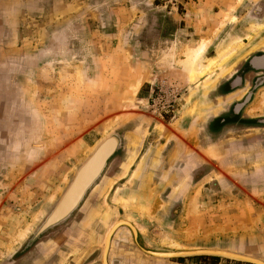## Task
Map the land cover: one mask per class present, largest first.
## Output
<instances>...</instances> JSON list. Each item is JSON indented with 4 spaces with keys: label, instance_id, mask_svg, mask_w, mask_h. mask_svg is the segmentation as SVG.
Instances as JSON below:
<instances>
[{
    "label": "rangeland",
    "instance_id": "374dc122",
    "mask_svg": "<svg viewBox=\"0 0 264 264\" xmlns=\"http://www.w3.org/2000/svg\"><path fill=\"white\" fill-rule=\"evenodd\" d=\"M5 3L0 73L17 87L0 82V93L10 99L23 92L25 119L12 135L10 176L0 181V264L8 257L9 264L36 257L81 263L88 255L80 249L74 257L70 245L87 214L97 226L92 263L101 253L103 264L105 234L118 220L134 224L151 249H223L264 262V85L247 99L255 101L253 112H243L242 99L209 121L210 92L221 101L210 89L216 71L243 45L236 30L245 28V42L264 49V0ZM238 11L242 23H233ZM201 41L196 63L215 62L192 80L182 64L187 48ZM116 130L123 142L110 178L88 192L61 230L27 245L93 147ZM130 245L125 255L134 264H211L212 257L252 264L211 255L160 258L132 237Z\"/></svg>",
    "mask_w": 264,
    "mask_h": 264
},
{
    "label": "crops",
    "instance_id": "0c3cea01",
    "mask_svg": "<svg viewBox=\"0 0 264 264\" xmlns=\"http://www.w3.org/2000/svg\"><path fill=\"white\" fill-rule=\"evenodd\" d=\"M6 8V9H5ZM8 9V6L5 3V0H0V17H2V13H5ZM236 20L233 23H242L240 19L243 17V12H236ZM0 22L1 19H0ZM232 23V24H233ZM245 34V28H239L236 30V35L238 38L242 37L243 45L239 47L236 54H238V57L234 59L232 62L223 64L221 69H218L216 73H218V76L212 81V88H216V95L218 99L221 101L214 102L213 100V92H210V98L211 101V110L212 114L210 115L211 122L215 120L216 117L223 116L224 112L227 111V107L229 108L231 105H237L242 99L246 98V94L248 90L251 88V78L253 74H262V71L254 73L253 70L248 71V68L246 67L244 74H241L243 65L245 64V61L251 56L257 54V52L264 51L262 49L261 44L259 43H250L245 42L243 35ZM0 40H2V37H0ZM259 44V45H258ZM260 46V47H259ZM257 69L262 70V67H258ZM0 72L5 73V71L0 70ZM239 75L243 76V81L239 82L235 80V78ZM0 82L2 83V87H17L14 86L10 81H8L6 78H4V74L0 73ZM0 86V92L1 87ZM143 85H140L137 92H140L143 90ZM22 90V88H21ZM23 92L16 96V98H10L6 99L1 96L0 93V181H5L6 178L10 176L11 169H12V159L14 157L13 152V146L11 144L12 135H19L20 132V122L21 119H25V115L22 112V110L19 107V102L21 100ZM218 102V103H217ZM249 103L244 104V108L242 109L243 112L247 109L249 112H253V104L255 101L250 100ZM220 103V104H219ZM233 106V107H234ZM214 111H216L214 113ZM254 115L244 114L242 113L241 118H246V120H249L250 117ZM210 123H206V128H209ZM227 127V126H226ZM224 127V129L226 128ZM213 131L210 129V135H213ZM179 151L182 150V148L185 149V147H182L181 144L179 145ZM145 169V166H144ZM136 181V180H135ZM91 216V215H90ZM84 223L81 225L74 226L73 229V241L76 242V245H70L69 247L73 251V255L75 257L76 254H78V250L82 249V252L85 251V258L87 257L79 264H101V253L94 257V261L92 263L91 255L94 253L95 245H92L91 243H95L98 239L97 237V226L95 225V221L92 220L88 214L85 216V218L82 220ZM91 223V224H89ZM77 233V234H76ZM93 237V239H92ZM112 242L111 245V251L109 253V262L110 264H134L131 262V259H129L125 254L126 253H132L133 251L129 248H132L133 245H130L131 242V233L126 230V228L120 227L113 235H112ZM4 241H9L7 239H4ZM94 241V242H93ZM1 246V245H0ZM7 247L10 246V244L6 245ZM5 246V247H6ZM88 248V250H87ZM90 248V249H89ZM110 248V247H109ZM118 249V250H117ZM121 249V251H120ZM124 249V250H123ZM136 252L134 251V254ZM137 254V253H136ZM135 254V255H136ZM119 256L121 258H118L116 256ZM36 257V256H35ZM73 257V256H71ZM9 258L8 261H3V264H9ZM132 258V257H131ZM35 263L31 264H42L43 261H39L40 259L38 257L35 258ZM26 264V262H25Z\"/></svg>",
    "mask_w": 264,
    "mask_h": 264
},
{
    "label": "flooded vegetation",
    "instance_id": "af4514ba",
    "mask_svg": "<svg viewBox=\"0 0 264 264\" xmlns=\"http://www.w3.org/2000/svg\"><path fill=\"white\" fill-rule=\"evenodd\" d=\"M246 67L248 68V71L253 70L254 73L262 71V74H253L252 80H251V88L248 90L246 94V98H244L242 101L244 103H249L251 99H248L251 93H254L255 89L261 87L264 85V51L257 52L255 55H251L246 61L245 64L243 65L241 74H244ZM258 67H262L263 69H257ZM235 80L242 82L243 81V76L239 75L235 78ZM240 101V102H242ZM247 101V102H246ZM239 102V103H240ZM216 118V117H215ZM214 118V119H215ZM110 139L107 140L103 145H101L97 150H95V147L102 141H100L97 145H95L90 153V155L81 163V165L78 167L76 170L75 174L73 177H75L76 173L78 171H82L86 165L91 164L93 161L97 162V169L95 174L92 176L88 186L83 190L82 194H80V197L77 199L75 207L72 209L68 217L66 219L62 220L58 224L48 227L40 232H38V229L40 225L35 229V231L30 235L27 245H36L39 243V241L49 232H53L55 230H59L60 228L62 229L63 226H65L67 221L72 219V217L76 214V212L80 209L82 206L83 202H85L87 198V194L89 191L94 190L95 186L97 183L100 182V180L104 177L107 176V179H109V175L106 174L108 169L114 168V164L118 161L119 153L121 152L122 149V133L119 130L112 131L110 135ZM109 171V170H108ZM72 177V179H73ZM72 181V180H71ZM70 181V183H71ZM70 183L68 185H70ZM68 188V186H67ZM66 188V189H67ZM65 189V190H66ZM61 198V197H60ZM59 198V200H60ZM58 200V201H59ZM57 201V203H58ZM56 203V204H57ZM55 207V206H54ZM80 223H78L79 225ZM60 229V230H61ZM37 233V235H36ZM201 259V258H199ZM214 263L211 264H216L215 260L213 257L211 258Z\"/></svg>",
    "mask_w": 264,
    "mask_h": 264
},
{
    "label": "water",
    "instance_id": "95a60500",
    "mask_svg": "<svg viewBox=\"0 0 264 264\" xmlns=\"http://www.w3.org/2000/svg\"><path fill=\"white\" fill-rule=\"evenodd\" d=\"M111 133H109L102 139V141L95 147V150H97L104 142L110 139ZM96 169H97V164L95 165V163H93L85 170L83 171L80 170L76 173L70 185H68V188L61 195V198L58 201V203L55 205V207L50 211V213L41 223L38 232L48 227H52L58 224L59 222H61L62 220L66 219V217H68L72 209L75 207L78 196L82 194L83 190L86 188V186H88L92 176L96 172ZM130 224L134 226V224L132 223ZM132 238L135 245L141 251L154 257L175 258V257H185V256L211 255V256H221V257L252 263V264H263L259 260H252L251 258H247L233 252L225 251L223 249H208V248L187 249V250L151 249L143 244L142 240L140 239L137 228H135V230L132 231Z\"/></svg>",
    "mask_w": 264,
    "mask_h": 264
},
{
    "label": "bare ground",
    "instance_id": "6f19581e",
    "mask_svg": "<svg viewBox=\"0 0 264 264\" xmlns=\"http://www.w3.org/2000/svg\"><path fill=\"white\" fill-rule=\"evenodd\" d=\"M204 49H205V45H204V42H202V43H200L198 45H194V46H191L190 45L187 48V50H186V53H185L186 58L184 59V62L182 64V66H183L184 70L187 71L188 77L190 79H192V80H194V78H195L196 75H201L205 71H207L209 69V67H211V65L215 62L214 60H212L210 63H208V64L206 63L205 65L204 64H199V63L197 64L196 63L197 62V59L199 58V56L201 55V53L203 52ZM223 56H225V55H223ZM211 59H209V60H211ZM93 163H95V165L97 164V162H95V161H93L91 164H93ZM91 164L86 165L83 170H85ZM79 197H80V195L78 196V198ZM121 225H125V226L129 227V229L131 230V232L133 230H135V227L133 225H131L130 222H128L127 220H118V221H116L114 224H112L109 227V229L107 230V232L105 234V237H104V246H103V252H102V254H103L102 255V263L103 264H108V262H107V254H108V250H109V247H110V241L112 239V235L115 233V231L117 230V228L119 226H121ZM229 252H232V251H229ZM233 253H235V252H233ZM236 254H239V253H236ZM239 255L244 256V257H247V258H251L252 260H259L257 258L250 257V256H246V255H242V254H239ZM259 261H261V260H259ZM261 262L264 264L263 261H261Z\"/></svg>",
    "mask_w": 264,
    "mask_h": 264
},
{
    "label": "trees",
    "instance_id": "16d2710c",
    "mask_svg": "<svg viewBox=\"0 0 264 264\" xmlns=\"http://www.w3.org/2000/svg\"><path fill=\"white\" fill-rule=\"evenodd\" d=\"M214 258V257H213ZM215 259V258H214Z\"/></svg>",
    "mask_w": 264,
    "mask_h": 264
}]
</instances>
